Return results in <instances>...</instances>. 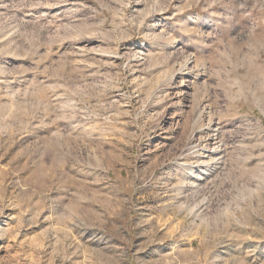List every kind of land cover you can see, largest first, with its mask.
<instances>
[{"label": "rangeland", "instance_id": "374dc122", "mask_svg": "<svg viewBox=\"0 0 264 264\" xmlns=\"http://www.w3.org/2000/svg\"><path fill=\"white\" fill-rule=\"evenodd\" d=\"M0 264H264V0H0Z\"/></svg>", "mask_w": 264, "mask_h": 264}]
</instances>
